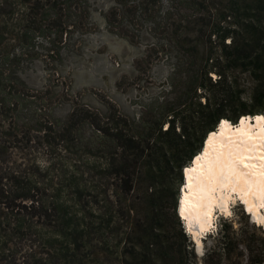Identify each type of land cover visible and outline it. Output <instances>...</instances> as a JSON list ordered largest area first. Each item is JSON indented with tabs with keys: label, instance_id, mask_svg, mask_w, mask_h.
Instances as JSON below:
<instances>
[{
	"label": "rangeland",
	"instance_id": "374dc122",
	"mask_svg": "<svg viewBox=\"0 0 264 264\" xmlns=\"http://www.w3.org/2000/svg\"><path fill=\"white\" fill-rule=\"evenodd\" d=\"M61 2L0 0V56L20 47L19 26H28L31 22L32 25H46L59 20L60 29L65 33L63 41L53 44V51L49 49L50 41L41 37L36 58L32 57L29 65L28 62L21 65L25 68L19 75L25 84L24 87L15 86L28 90L22 95L30 94L35 101L30 108L24 109L21 118H16L10 104L6 103L5 107L0 99V179L3 178V187H13L17 182L21 187L31 186L35 200L42 205L37 215L13 212L15 210L10 213L11 210L0 206V264H127L122 262L124 256L120 249L132 236L136 218L145 216L146 193L148 188L151 193L155 186L157 190L152 199L168 214L177 206L182 226L199 256L213 246L223 218L232 219L233 228L247 225L264 235V218L254 217L246 202L234 193L229 211L217 209L212 227L200 235L203 245L199 253L197 240L188 229L190 224L181 216L180 197L186 186L183 172L182 178L177 172L164 174L163 185L144 182L145 185L127 195L115 179L106 178L99 189L102 195L98 200L88 195L100 184L96 180L98 174L90 170L92 162L100 157L84 148L69 146L60 138L62 130L52 123L54 118L68 122L72 114L78 122L74 134L84 122L83 133L91 129L88 120H83L84 110L102 116L117 109L120 116L137 122L156 97H172L170 76L175 52L166 45L164 21H159L161 30L153 23L135 38L134 27L121 23L119 17L114 20V26L108 25L114 0H89L91 14L87 17L79 8L81 17H76V30L72 32L68 30L67 12L60 9ZM163 2L165 6L172 4L170 0ZM47 9H51V13L45 21L42 12ZM184 12L193 19L191 12L186 9ZM243 84L250 89L252 78L248 76ZM37 106L38 113H35ZM51 109L52 114H49ZM257 114L264 117V112ZM238 121L230 120L234 125ZM158 180L155 179V183ZM260 211L264 216L263 206ZM88 222L98 227L88 230ZM69 223L76 228L77 246L72 241L69 243L66 237ZM191 226L198 228L196 223ZM251 236L249 234L248 239Z\"/></svg>",
	"mask_w": 264,
	"mask_h": 264
},
{
	"label": "trees",
	"instance_id": "16d2710c",
	"mask_svg": "<svg viewBox=\"0 0 264 264\" xmlns=\"http://www.w3.org/2000/svg\"><path fill=\"white\" fill-rule=\"evenodd\" d=\"M114 1L108 25L114 26V20L119 17L121 23L134 27L135 38L153 23L159 30L160 22L166 23V45L175 52L170 76L172 97H156L137 122L120 116L117 109L102 116L84 110L83 120H88L91 126L86 133H83L85 122L73 133L78 122L72 114L68 122L53 117L52 123L62 130L60 138L69 146L84 148L100 157L90 167L98 174L96 180L100 182L88 194L95 200L102 195L99 189L106 178L115 179L126 195L145 183L163 185L164 174L177 172L182 178V172L184 174L188 164L196 159L208 134L215 131L222 120L236 123L247 114L256 116L264 112V0H170L172 4L168 6L164 5V0ZM61 5L60 9L67 12L68 30L72 32L76 30V17H81L79 8L87 17L91 14L89 0H62ZM184 9L191 12L192 20ZM50 13L51 9L43 10L42 20L47 21ZM61 26L59 20L46 25L31 22L28 26H19L20 47L0 56L1 103L5 107L9 103L16 118H21L24 109L35 102L30 94L22 95L28 90L15 86L25 84L19 75L25 68L21 65L26 62L29 65L32 57L36 58L41 37L50 41L49 49L53 51V44L64 39ZM160 44L162 52L165 51L162 42ZM248 76L253 80L250 89L243 84ZM48 113L52 114V109ZM2 180L0 206L11 210L10 213L26 211L37 215L42 205L31 193L34 188L21 187L18 182L13 183V187H3ZM154 188L151 193L148 188L146 193L145 216L136 218L132 236L120 249L124 256L122 262L264 264V235L247 225L233 228L230 218L222 219L213 246L199 256L182 226L177 206L172 213L165 212L152 199L157 190L156 186ZM97 225L88 222L86 229H96ZM73 226L69 223L66 237L77 246Z\"/></svg>",
	"mask_w": 264,
	"mask_h": 264
},
{
	"label": "bare ground",
	"instance_id": "6f19581e",
	"mask_svg": "<svg viewBox=\"0 0 264 264\" xmlns=\"http://www.w3.org/2000/svg\"><path fill=\"white\" fill-rule=\"evenodd\" d=\"M204 142L184 172L186 186L180 202L181 216L190 224L199 253L200 235L212 227L217 209L229 211L234 193L254 217L264 218L260 211L264 207V117L244 116L236 125L224 119Z\"/></svg>",
	"mask_w": 264,
	"mask_h": 264
}]
</instances>
